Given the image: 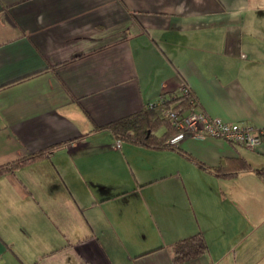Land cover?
Returning a JSON list of instances; mask_svg holds the SVG:
<instances>
[{"label": "crops", "instance_id": "0c3cea01", "mask_svg": "<svg viewBox=\"0 0 264 264\" xmlns=\"http://www.w3.org/2000/svg\"><path fill=\"white\" fill-rule=\"evenodd\" d=\"M181 81L261 143L116 147L107 125ZM37 152L0 174V264H264V0H0V165ZM197 232L207 251L174 261Z\"/></svg>", "mask_w": 264, "mask_h": 264}, {"label": "trees", "instance_id": "16d2710c", "mask_svg": "<svg viewBox=\"0 0 264 264\" xmlns=\"http://www.w3.org/2000/svg\"><path fill=\"white\" fill-rule=\"evenodd\" d=\"M191 94L194 99H196L193 92H191ZM163 97H166V100L163 99V101H161ZM194 101L190 102L189 95H181L178 92L169 96L162 94L155 102L154 106L149 107L147 105L140 111L110 122L107 127L118 140H132L150 148H174V145L168 144L167 140L173 136L178 129L174 125L173 120L169 117L168 110H188L194 104ZM194 106L197 107V104H194ZM161 126H164V130L160 134H157L156 131ZM43 154V152H37L5 165H0V174L17 166L37 160L43 157ZM245 167L246 163L243 159L229 158L214 166L213 169L214 173L217 175L231 176ZM171 249L173 260L181 262L205 253L207 251V243L202 233L197 232L176 241Z\"/></svg>", "mask_w": 264, "mask_h": 264}, {"label": "built area", "instance_id": "2783aa9c", "mask_svg": "<svg viewBox=\"0 0 264 264\" xmlns=\"http://www.w3.org/2000/svg\"><path fill=\"white\" fill-rule=\"evenodd\" d=\"M181 95H189L190 102L197 104L196 99L191 94V89L184 81L179 84ZM166 100V97H163ZM155 102L149 103L148 106H154ZM194 104L188 109L168 110L169 117L173 120L178 131L171 136L167 143L176 145L187 133H193L197 136H213L222 138L234 144L245 145L254 148L261 143L262 130L257 129L249 123L228 122L218 116H210L205 111L197 109ZM116 147L121 145L120 140H116Z\"/></svg>", "mask_w": 264, "mask_h": 264}, {"label": "rangeland", "instance_id": "374dc122", "mask_svg": "<svg viewBox=\"0 0 264 264\" xmlns=\"http://www.w3.org/2000/svg\"><path fill=\"white\" fill-rule=\"evenodd\" d=\"M164 130V126H161V127H159L158 129H157V131H156V133L157 134H159V133H161L162 131ZM238 146V145H237ZM240 146V145H239ZM190 163V162H189ZM234 232H235V228H237V231H238V233H239V230H240V232L242 233V235H244V233H245V226L246 225H244V215L243 214H241L240 212H242V210H238V208H237V210H236V208H234ZM237 233V234H238ZM166 239H168V236L167 237H165ZM230 239V238H229ZM229 239H227L226 238V240L228 241V242H230V240ZM241 239H243V238H238V237H235V239H234V245H236V246H238L237 248H236V257H237V260L239 261V258H242L243 257V255L244 254H247V251L248 250H252V247H251V249H249L248 248V246H250L251 245V242H250V244H249V242H245V243H243V241L241 240ZM252 244H253V242H252ZM241 246V247H240ZM223 249V248H222Z\"/></svg>", "mask_w": 264, "mask_h": 264}]
</instances>
